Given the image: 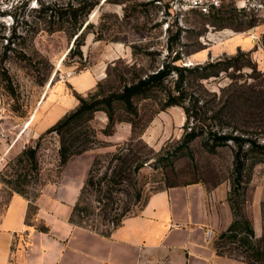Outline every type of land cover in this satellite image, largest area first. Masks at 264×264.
I'll return each mask as SVG.
<instances>
[{
  "label": "rangeland",
  "instance_id": "obj_1",
  "mask_svg": "<svg viewBox=\"0 0 264 264\" xmlns=\"http://www.w3.org/2000/svg\"><path fill=\"white\" fill-rule=\"evenodd\" d=\"M47 1L0 0V214L9 195L20 191L31 202L29 222L41 228L35 203L42 192L47 187H61L63 179L79 177L84 171L86 175L95 156L115 148H130L143 164L137 177L144 184L143 195L151 196L167 185L186 184L222 187L228 194L233 179L230 149L218 147L209 152L201 145L204 136L185 144L191 125H186L180 107L159 110L160 93L134 101L137 130L146 124L138 139H131L126 122L118 123L112 136H103L100 130L107 120L97 111L91 126L100 143L74 157L60 172L54 136L42 142L36 178L34 173L23 178L16 159L76 108L77 97L117 90L163 64L191 69L232 57H238L239 70H214L206 78L200 71L187 74L185 90L204 105L206 117L223 110V133L236 127L264 143V0H246L243 8L230 2L207 14L183 10L175 0H50L62 6L82 1L93 5L75 34L55 30L56 24L49 28L37 16L34 9ZM175 52L179 59L173 62ZM174 79L171 75L168 84ZM238 95L241 99L236 100ZM114 115L127 117L120 106L115 107ZM97 197L84 191L78 202L83 213L74 220L101 236L109 226L101 225L97 216L102 207ZM117 197L123 199L122 194ZM243 199L241 209L248 220L255 208L264 211V164L252 169ZM138 211L139 207H132L131 214ZM219 234L211 231L213 245ZM224 256L243 262L233 252Z\"/></svg>",
  "mask_w": 264,
  "mask_h": 264
},
{
  "label": "trees",
  "instance_id": "obj_2",
  "mask_svg": "<svg viewBox=\"0 0 264 264\" xmlns=\"http://www.w3.org/2000/svg\"><path fill=\"white\" fill-rule=\"evenodd\" d=\"M92 7L91 3L84 1L77 5L67 3L62 6L49 0L45 4L41 3L34 12L49 24V28L53 29L56 24L55 30H69L75 34L82 26L83 17ZM178 59V52H175L173 62ZM238 62V57H232L224 62L216 61L204 67L197 66L191 69L163 64L160 69L152 73L133 77L117 90H109L107 93L95 92L86 98L77 97L78 104L75 109L66 113L40 135L35 146L28 147L19 154L16 162L24 171L23 178L29 173H34L35 178L37 177L38 153L46 137L57 138V172H60L74 157L95 148L100 141L97 138V131L91 126V121L97 111L103 112L107 120L105 127L100 130L103 136H112L115 126L126 122L131 127V139L140 138L146 124L137 130L138 113L134 101L149 98L152 93H160L163 98L159 110L172 106L180 107L185 114L186 125H191L187 126L189 133L185 134V144L204 136L201 145L205 150L214 152L218 147H228L231 151L233 179L226 201L232 221L214 242L216 255L224 256L233 252L237 257L242 258L245 264H264V211L261 209V235L255 237L251 221L244 217L241 209L252 169L258 164H264V143H258L256 139L250 138L248 133L239 131L236 127L229 133H223L222 130L226 126L223 110L214 111L212 115L206 117L207 111L205 112L204 105H199L198 99L190 95L184 86L187 74L200 71L203 74L202 78H206L212 76L214 70L220 71L224 70L223 68L239 70L241 66L237 65ZM171 75H175V79L168 84ZM238 99H241L239 95L236 97V100ZM244 102H248V99ZM116 106L122 107L126 118L114 115ZM207 121L212 124H206ZM131 151L128 147L115 148L114 152L93 158L78 199L71 210L69 217L71 224L83 227L74 218H80V214L83 213L78 202L84 191L96 194L97 204L102 205L97 216L101 225L109 226L108 232L100 233L103 237H108L113 230L121 226L125 218L137 214H131L132 207H139L138 212L142 210L149 196L143 195L144 184H139L137 179L143 164L139 163ZM17 176L19 177L20 174ZM172 187L175 186L167 185L165 189ZM16 193L21 194L20 191ZM117 194H122L123 199L117 197ZM38 229L47 230L44 226Z\"/></svg>",
  "mask_w": 264,
  "mask_h": 264
},
{
  "label": "crops",
  "instance_id": "obj_3",
  "mask_svg": "<svg viewBox=\"0 0 264 264\" xmlns=\"http://www.w3.org/2000/svg\"><path fill=\"white\" fill-rule=\"evenodd\" d=\"M86 175L63 179L61 187H47L39 196L35 218L46 231L29 222L25 196L9 195L0 214V264H245L216 255L205 237L232 221L226 189L187 184L158 191L103 237L69 222ZM251 224L259 237V207Z\"/></svg>",
  "mask_w": 264,
  "mask_h": 264
},
{
  "label": "built area",
  "instance_id": "obj_4",
  "mask_svg": "<svg viewBox=\"0 0 264 264\" xmlns=\"http://www.w3.org/2000/svg\"><path fill=\"white\" fill-rule=\"evenodd\" d=\"M230 2H234L238 8L246 6V0H175V4L183 10L197 11L202 14H207ZM210 236L211 231L207 232L205 237L209 239Z\"/></svg>",
  "mask_w": 264,
  "mask_h": 264
}]
</instances>
